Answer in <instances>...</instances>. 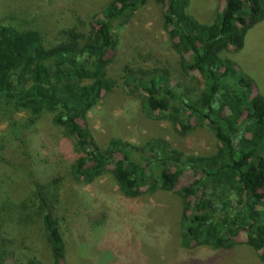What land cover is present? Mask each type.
I'll use <instances>...</instances> for the list:
<instances>
[{
  "label": "trees",
  "instance_id": "1",
  "mask_svg": "<svg viewBox=\"0 0 264 264\" xmlns=\"http://www.w3.org/2000/svg\"><path fill=\"white\" fill-rule=\"evenodd\" d=\"M148 1L162 5V26L181 69L198 74L204 88L196 97L177 91L170 71L160 67L127 69L123 84L138 92L146 112L164 114L181 132L192 123L206 124L217 139L212 153L187 154L158 137L141 144L111 137L101 147L86 123L87 113L115 86L108 75L118 46L113 23ZM188 3L110 0L92 15L88 31H70L50 46L37 30L0 23V100L32 115L53 113L52 122L75 140L79 152L70 168L75 180L92 182L108 172L131 197L173 190L182 201L183 247L228 249L244 233L264 262V97L220 56L242 47L248 29L264 19V0H224L223 10L208 24L187 12ZM47 202L45 195L39 197L51 264H65L61 231Z\"/></svg>",
  "mask_w": 264,
  "mask_h": 264
},
{
  "label": "rangeland",
  "instance_id": "2",
  "mask_svg": "<svg viewBox=\"0 0 264 264\" xmlns=\"http://www.w3.org/2000/svg\"><path fill=\"white\" fill-rule=\"evenodd\" d=\"M109 1L0 0V23L37 30L43 44L50 46L70 31H88L92 15ZM223 8L224 0H189L187 12L208 24ZM162 11V5L148 1L113 23L118 46L108 75L115 86L87 113L86 123L101 147L111 137L136 144L158 137L187 154L212 153L217 139L206 124L192 123L181 132L164 114L146 112L138 92L123 84L127 69L160 67L170 71L177 91L196 97L203 90L198 74L181 69L162 26ZM220 56L232 61L264 97V19L248 29L240 49ZM52 116L47 111L32 115L0 100V261L51 264L39 205L45 195L61 231L65 264H264L244 233L228 249L183 247L182 201L173 190L157 188L131 197L108 172L92 182L75 180L70 172L79 155L75 140L52 122ZM34 179L49 192L35 186Z\"/></svg>",
  "mask_w": 264,
  "mask_h": 264
}]
</instances>
